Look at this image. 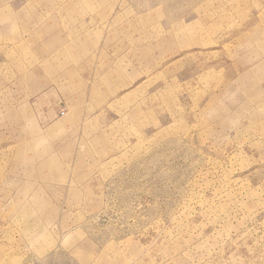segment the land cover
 Segmentation results:
<instances>
[{"label": "rangeland", "instance_id": "1", "mask_svg": "<svg viewBox=\"0 0 264 264\" xmlns=\"http://www.w3.org/2000/svg\"><path fill=\"white\" fill-rule=\"evenodd\" d=\"M0 264H264V0H0Z\"/></svg>", "mask_w": 264, "mask_h": 264}]
</instances>
